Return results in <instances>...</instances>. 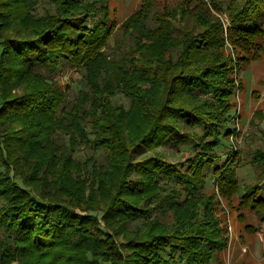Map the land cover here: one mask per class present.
<instances>
[{
	"label": "trees",
	"instance_id": "1",
	"mask_svg": "<svg viewBox=\"0 0 264 264\" xmlns=\"http://www.w3.org/2000/svg\"><path fill=\"white\" fill-rule=\"evenodd\" d=\"M193 1L169 9L141 0L118 25L106 0H0V264H221L228 238L208 178L229 205L243 191L239 206L264 224V149L248 153L256 178L244 187L235 169L245 161L236 166L229 153L220 166L215 152L234 134L237 77L264 55L254 17L264 0L234 12L237 0ZM225 5L227 34L209 11ZM226 42L235 59L222 60ZM66 64L81 75L69 106L70 86L58 80ZM177 69L186 76L173 91ZM172 93L181 103L168 109L161 100ZM178 115L203 130L198 143L180 138L190 147L185 165L154 158L132 167L128 145ZM80 143L94 151L84 162L74 155ZM132 171L140 179L128 184ZM154 189L171 191L151 197L166 221L127 233L131 219L150 216L130 199ZM101 206L102 229L89 214ZM121 233L130 240L118 243Z\"/></svg>",
	"mask_w": 264,
	"mask_h": 264
},
{
	"label": "rangeland",
	"instance_id": "2",
	"mask_svg": "<svg viewBox=\"0 0 264 264\" xmlns=\"http://www.w3.org/2000/svg\"><path fill=\"white\" fill-rule=\"evenodd\" d=\"M106 1L110 20L117 22L118 25L134 13L135 10L139 8L141 2V0ZM159 1H162V3L164 1V3H167L166 6H168L169 9H172L174 6H177L185 0ZM188 2H191V6L195 7V5H197L193 0H188ZM245 2L246 0H237L236 4L232 5V11L234 12L235 8L242 7ZM223 8L224 10L222 13L211 11L210 9L209 11L214 12V18L222 24L224 34H227V30L232 26L233 22L231 20L232 17L230 18V15H228L229 11L226 10V5ZM254 17L258 20L257 23L263 24L262 29L264 30L263 5L260 6L259 13ZM261 40L264 47V37ZM219 54L220 56H223L222 60L236 58L232 46L227 42L226 46ZM175 76L176 77L172 83L174 84L173 91L178 90L181 82L180 78L186 75L183 71L180 72V70L177 69ZM172 78L173 77H171V79ZM80 79L81 75L78 72V69L72 65L66 64L63 69L59 71L58 80L62 85L68 84L70 86L68 97L65 102L66 106H69L71 100L78 92ZM175 97V93H172V95L169 96L165 94V96L162 97L161 104L167 106L168 109L175 108L181 103V101L176 100ZM114 101L123 104L126 108L129 107V100L124 96H117L114 98ZM195 104L196 102H194V105ZM190 107H193V105ZM231 112L234 114V118L231 122V128H233L234 134L229 137L230 140L227 145L226 143H222L215 151L220 156V166L226 164V159L229 157V153L232 156L229 158H231L237 166L240 160L241 162L245 161V163L246 160L248 161L247 155L249 152H254L257 148L264 149V55L260 60L250 63L247 69L237 77L233 110ZM179 116L180 115H178L176 119H166V121L161 124V126H165V130L162 131V129H159L157 134L155 132L152 135H144L143 133L141 136H146L145 140L142 141V137L140 136L138 139L139 141L135 140L128 145V161L132 164V167L154 158H161L172 166L185 165L189 159L187 150L190 147L186 143H181L180 138L183 136H189L190 140L198 143L194 133L200 135L203 130L197 125H187L185 121L179 119ZM191 117L192 120L197 119L193 116ZM152 125L154 127V124ZM93 152L92 149L86 147L83 143H80L75 146L74 155L84 162L88 157H93ZM96 156L98 157V154ZM240 165L235 169L240 185L244 187L245 184H254L256 178L255 169L247 163ZM139 179L140 177L132 171L127 178V182L128 184H133L137 183ZM160 182L168 183L167 180H162ZM207 185L208 191L215 196V217L221 223V227L224 229L225 235L228 238L227 248L220 255L222 261L221 264H264V224L260 223L258 214L256 215V213L250 212L248 209L243 210L239 206L243 191H240L229 205L226 197L221 195L220 190L212 183L211 178H208ZM172 186L176 185L174 184ZM156 190L158 189H154L150 191V193H146L139 198L130 199L132 203L141 205L142 209L145 210V212L148 211L150 216L147 217L145 221L141 219H131L125 226L127 233L137 232L139 230L142 232L147 231L151 227V222L155 218H159L161 220L160 222L166 221V215L162 214L161 208H157L160 201L151 199L152 196H156L155 194L159 192ZM170 194V190H163L158 193V198L168 197ZM98 202L99 199L92 204V206H98ZM100 210L101 212H90L89 214L93 217L95 216L96 222L102 229L106 226L102 220V211H104L105 208L101 206ZM79 214L87 215L85 212ZM248 225L252 226L254 229L259 228L257 229L259 231L248 232L246 230V226ZM91 233H94L93 229ZM130 238L131 237H126L122 233L115 237L116 241L120 244L128 242ZM131 253V249L125 251V255L129 256L130 259H132ZM99 264L105 263L101 262Z\"/></svg>",
	"mask_w": 264,
	"mask_h": 264
}]
</instances>
